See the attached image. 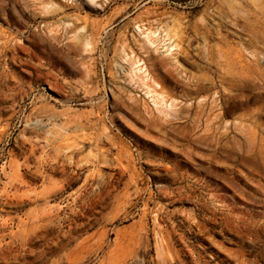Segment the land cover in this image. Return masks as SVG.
Returning a JSON list of instances; mask_svg holds the SVG:
<instances>
[{
    "label": "rangeland",
    "instance_id": "rangeland-1",
    "mask_svg": "<svg viewBox=\"0 0 264 264\" xmlns=\"http://www.w3.org/2000/svg\"><path fill=\"white\" fill-rule=\"evenodd\" d=\"M0 264H264V0H0Z\"/></svg>",
    "mask_w": 264,
    "mask_h": 264
},
{
    "label": "bare ground",
    "instance_id": "bare-ground-1",
    "mask_svg": "<svg viewBox=\"0 0 264 264\" xmlns=\"http://www.w3.org/2000/svg\"><path fill=\"white\" fill-rule=\"evenodd\" d=\"M152 33H153V32H152ZM152 33H151V34H152ZM167 49H168V48H167ZM137 67H138V65H137ZM139 71H141V69H139ZM141 72H142V71H141ZM154 94H155V93H154Z\"/></svg>",
    "mask_w": 264,
    "mask_h": 264
}]
</instances>
